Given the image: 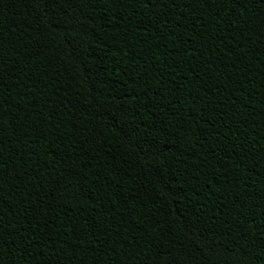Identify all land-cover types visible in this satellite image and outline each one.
Listing matches in <instances>:
<instances>
[{"label": "trees", "instance_id": "obj_1", "mask_svg": "<svg viewBox=\"0 0 264 264\" xmlns=\"http://www.w3.org/2000/svg\"><path fill=\"white\" fill-rule=\"evenodd\" d=\"M0 264H264V0H0Z\"/></svg>", "mask_w": 264, "mask_h": 264}]
</instances>
